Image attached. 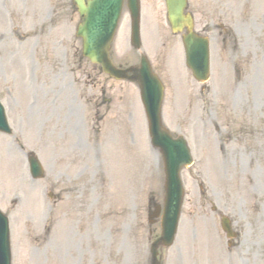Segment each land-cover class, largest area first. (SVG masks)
I'll return each mask as SVG.
<instances>
[{"label":"rangeland","instance_id":"rangeland-1","mask_svg":"<svg viewBox=\"0 0 264 264\" xmlns=\"http://www.w3.org/2000/svg\"><path fill=\"white\" fill-rule=\"evenodd\" d=\"M161 1L143 0L151 26L156 25L157 30L162 32L158 37L150 32L145 34L149 44L143 46V49L157 71L165 74L164 70H158L162 57L157 51L160 45H165L160 51H167L166 69L171 76L178 66L176 56L180 43L178 37L170 33ZM202 4L210 10V14L203 17L197 15V20L200 24L204 23L202 19L210 21L208 30L213 29L208 32L211 38V77L208 81L211 92L204 93L206 99L202 102L195 101L192 96L182 98L178 93V80L174 78L170 81L169 76L163 75L166 87L162 107L163 122L172 133L181 134L187 139L193 164L181 173L186 194L178 226L181 233L177 235L173 247L162 250V253L168 264L191 263L188 259L190 248L198 246L200 241L202 243V228L217 220V217L212 218L213 213L210 212L205 195L214 205H223L227 199L235 209L240 210L242 220L239 223L243 224L245 231L243 239L256 229L262 230L263 242L258 264H264V0H203ZM218 8L222 10L221 13ZM75 23L76 16H73L72 27ZM219 24L226 26L221 32L215 31L219 29ZM122 27L123 24L116 36L114 49L124 53V61L132 62L135 53L131 52ZM70 44L71 60L76 61L74 48L78 41L73 34ZM155 54L160 60H156ZM34 71L36 82L40 81L45 75L44 71L48 72V65L35 67ZM70 71L68 78L74 95L77 94L76 89L80 88L79 84L74 83L82 79L83 75L75 65L71 66ZM179 71L174 77L180 78L184 74L182 70ZM5 72L3 74L0 71V100L8 107L10 118H15L21 104L18 97L15 98L18 95L17 86L2 82L7 79L11 83L13 79L21 83L22 71L21 67L17 68L14 78L8 76V72H13L12 68H5ZM181 83L179 80V85ZM118 84V91L115 95L111 94L114 104L121 97L133 96L136 109L134 113L130 112L131 118H121L120 113H115L116 125L105 116L98 124L99 129H93L96 131L93 140L98 139L96 145L101 148V154H97L96 159L98 164L102 163L97 167L101 169L102 191L97 189L100 182L96 177L84 193L65 190L60 185H56L53 190L54 170L48 133L52 122L49 119L39 116L38 126L44 128L41 131L39 128V132L33 133V136L29 135L27 128L24 135H15L13 130V137L0 136V209L10 219L12 264H145L148 240L159 233L157 225L151 226L150 231L147 229L146 203L149 195L155 198L162 196V163L159 153L147 144L143 115L137 105L134 86L115 82V86ZM84 89L89 91L90 86ZM10 96L15 99L10 100ZM7 97L8 101H5ZM88 112L87 120L90 121L92 110L88 108ZM82 120L78 119L79 125ZM216 125L222 130L220 144V138L216 137ZM90 135L86 128L83 138L88 141ZM109 135L110 139L107 138ZM115 148L122 151V160L130 161L134 158L132 174L130 171L129 175L124 174L121 178L116 172L114 174L111 155ZM30 150L43 165L44 176L27 182L23 164L24 154ZM108 157L112 158L110 164ZM108 170L115 177L111 181L108 179ZM6 171L11 172L12 182L5 176ZM85 173L86 178H89L91 169ZM115 175L118 178L116 181ZM123 179L125 186L121 183ZM129 179L133 181L128 186ZM199 185L204 195L199 194ZM52 191L55 193L53 200L49 198ZM15 198H18L17 203H12ZM200 204L203 209L196 208ZM80 209L82 213L75 214ZM200 213H204L205 217ZM41 216L44 219L42 222ZM77 216H81L87 226L83 228L82 220L76 225L77 232L86 233V237L82 234L77 236L83 243L84 256L79 255L81 257L74 256L73 251L76 241L72 232ZM255 216L256 229L253 226ZM193 234L196 243L191 242ZM207 238L206 235L205 241ZM63 242H67L72 249L63 251ZM54 246L58 250L56 254ZM177 247L184 256L189 249L188 257H178ZM174 257H177L176 260ZM228 259L232 264H255L247 262L246 257H224L221 261L219 257H211L215 264H226ZM200 263L204 264V260Z\"/></svg>","mask_w":264,"mask_h":264},{"label":"water","instance_id":"water-1","mask_svg":"<svg viewBox=\"0 0 264 264\" xmlns=\"http://www.w3.org/2000/svg\"><path fill=\"white\" fill-rule=\"evenodd\" d=\"M96 1V0H95ZM90 2V9L93 7V3L95 2ZM98 1H96L97 3ZM184 0H167V6H168V11H169V19L170 22L173 26V28H178L185 22V19L181 15V9L183 7ZM84 11V9H83ZM134 13V18L136 12L133 11ZM135 21V19H134ZM103 20L100 17H91L90 19L88 18V24L84 27H79L80 29V34H83V53L88 56V58L92 62H97L100 63L104 69L105 72H107L110 76H113L115 78H123L125 77L126 70H117L113 68L107 59V49L109 47V42L112 37V30L114 29V26H109L107 30V35L104 37H97L95 34L98 32V29L102 27ZM87 29V31H86ZM97 30V31H96ZM134 43L137 46L138 44V39H137V27L135 26L134 28ZM198 67L202 70L204 66V57L199 54V58L197 61ZM141 69H144L146 71L149 70L148 66L146 65L145 61L143 58H141L140 62ZM149 73V72H148ZM153 80L156 85L157 89V94H158V100L156 103L155 107V118H154V124L157 126V132L159 134L165 135L164 133H160V127L158 123V102L160 99V92H159V86L158 82L156 79L153 77ZM153 123H152V128H153ZM156 131V129H155ZM181 141V140H179ZM182 142V141H181ZM163 143V146L161 145ZM183 143V142H182ZM154 145L159 147L162 156H163V162H164V170H165V208L168 209L170 206L172 209H176L174 212L173 216V223L172 225H168L167 221H163V224L165 225V232L163 229L162 232V240H164V244L168 245L171 242L173 231H174V222H175V216L177 214V209L180 204V199H181V187H180V182L178 178V170L180 169L181 166L185 164V161L180 159V154L173 155V153L169 152L171 150L170 148L165 146L163 141H158L154 140ZM172 151V150H171ZM188 163V162H186ZM178 198V201H177ZM166 209V212H167ZM170 214V213H168Z\"/></svg>","mask_w":264,"mask_h":264}]
</instances>
